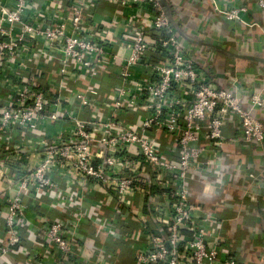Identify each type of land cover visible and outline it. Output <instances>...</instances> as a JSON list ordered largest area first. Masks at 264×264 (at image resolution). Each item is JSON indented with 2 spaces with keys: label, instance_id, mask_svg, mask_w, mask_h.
I'll return each instance as SVG.
<instances>
[{
  "label": "built area",
  "instance_id": "1",
  "mask_svg": "<svg viewBox=\"0 0 264 264\" xmlns=\"http://www.w3.org/2000/svg\"><path fill=\"white\" fill-rule=\"evenodd\" d=\"M102 74L114 80L108 101ZM253 111L264 112L263 95L240 99L208 78L162 0H0V264L24 230L38 237L29 262L42 250L57 264H116L90 234L96 225L120 239L115 219L91 213L103 200L138 219L133 264H240L188 184L219 165L227 122L243 144L264 146Z\"/></svg>",
  "mask_w": 264,
  "mask_h": 264
},
{
  "label": "crops",
  "instance_id": "2",
  "mask_svg": "<svg viewBox=\"0 0 264 264\" xmlns=\"http://www.w3.org/2000/svg\"><path fill=\"white\" fill-rule=\"evenodd\" d=\"M162 2L175 34L208 78L222 88L234 90L240 99L248 97L249 100L254 93H261L264 97V16L256 8L254 0ZM239 6L245 7L247 12L235 22L225 21V12ZM95 14L96 22L106 21L107 18ZM124 53V50L120 51L121 55ZM76 86L80 90L85 89L78 83ZM111 91L104 96L107 101L111 99ZM247 106H250L249 101ZM255 115L264 124V112H256ZM223 132L229 141L220 152L219 165L216 169L206 167L200 176L191 178L189 197L203 214L212 216L211 229L240 264H264V146L243 144L234 122H227ZM163 137L159 141L166 140ZM141 201L134 206L144 212L146 198ZM100 204L102 209L91 210L92 215L115 219L120 239L107 238L96 225L91 227L90 234L97 243L112 250L116 264H133L128 236L135 233L138 219L132 214L113 216L110 212L113 203L108 200L100 201ZM56 212L53 210L49 216L56 217ZM147 214L149 221L152 214ZM23 239L22 245L8 251L1 264H57L54 259L41 256L46 254L42 250L39 251L41 255L29 262V258L34 256L38 237L24 230ZM4 241V237H0V246ZM117 245L124 249L115 251Z\"/></svg>",
  "mask_w": 264,
  "mask_h": 264
},
{
  "label": "trees",
  "instance_id": "3",
  "mask_svg": "<svg viewBox=\"0 0 264 264\" xmlns=\"http://www.w3.org/2000/svg\"><path fill=\"white\" fill-rule=\"evenodd\" d=\"M101 79V86H100V95L101 97H104L106 95V92H109V90L112 89L113 84H114V80L111 77V75H104L102 74V76H100ZM24 239L22 238V243H23ZM223 246V245H222ZM124 248L120 245H117V249H113L117 252H120L121 250H123ZM226 249V248H225ZM231 255V254H230ZM232 256V255H231ZM233 257V256H232Z\"/></svg>",
  "mask_w": 264,
  "mask_h": 264
},
{
  "label": "rangeland",
  "instance_id": "4",
  "mask_svg": "<svg viewBox=\"0 0 264 264\" xmlns=\"http://www.w3.org/2000/svg\"><path fill=\"white\" fill-rule=\"evenodd\" d=\"M85 256L87 257V255L85 254Z\"/></svg>",
  "mask_w": 264,
  "mask_h": 264
}]
</instances>
